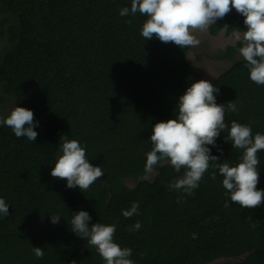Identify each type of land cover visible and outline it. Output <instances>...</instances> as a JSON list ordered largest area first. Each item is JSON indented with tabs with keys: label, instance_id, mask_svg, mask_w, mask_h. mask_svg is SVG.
Segmentation results:
<instances>
[{
	"label": "trees",
	"instance_id": "obj_1",
	"mask_svg": "<svg viewBox=\"0 0 264 264\" xmlns=\"http://www.w3.org/2000/svg\"><path fill=\"white\" fill-rule=\"evenodd\" d=\"M124 7L131 0H0V118L23 107L38 122L35 142L0 126V198L10 213L0 215V264H105L71 230L81 210L91 216L89 227L116 225L115 242L132 250L134 264H264V204L246 209L232 202L218 169L210 168L190 196L169 189L183 169L157 165L153 179H143L152 128L176 119L192 66L188 47L146 40L148 17H121ZM244 19L229 12L208 32L243 34ZM240 47L214 58L233 64L211 82L228 127L217 147H208L231 167L243 154L225 142L233 121L264 135V85L250 80L243 57L235 62ZM234 101L236 112L227 109ZM62 136L79 141L89 162L102 167L104 176L83 193L50 174ZM257 155V189L264 190V150ZM134 202L139 215L125 218ZM51 216L61 219L53 224ZM137 221L142 227L130 232Z\"/></svg>",
	"mask_w": 264,
	"mask_h": 264
},
{
	"label": "clouds",
	"instance_id": "obj_2",
	"mask_svg": "<svg viewBox=\"0 0 264 264\" xmlns=\"http://www.w3.org/2000/svg\"><path fill=\"white\" fill-rule=\"evenodd\" d=\"M233 8L245 18L247 28L242 35L240 32L234 34L235 40L242 44L238 51L246 61L250 80L264 85V0H131V7L122 8L119 14L121 17H135L137 13L147 16L141 30L146 40L155 37L163 43L171 42L184 49L198 47L200 40L194 33L207 32L217 20L223 19L231 10L234 12ZM218 91L206 80L192 83L186 89L179 97L176 119L158 122L152 128V150L147 154L144 171L151 174L157 165L164 164L172 166L177 173L183 169V175L172 180L169 189L190 196L199 188L210 168L218 169L230 200L243 208L255 209L264 204V190L257 189L260 175L257 154L264 150V135L257 133L253 136L250 126L233 121L225 142L230 140L233 148L243 150L241 162L235 167L227 162H218L220 156L212 155L208 147H217V138L228 127L225 123L226 109L216 102ZM227 109L236 112L235 101L227 103ZM0 126H7L17 138L26 137L32 142L38 136L34 130L38 122L34 120L33 111L23 107H15L6 119L0 118ZM61 140L62 155L50 174L53 178L66 180L67 188L78 187L83 193L104 176L102 167L89 162L86 150L79 141L69 140L66 136H62ZM217 150L223 155L221 149ZM211 178L216 179L215 171ZM229 206L226 200L224 207ZM9 214V205L0 198V215ZM122 215L125 218L139 215V203L134 202ZM60 219L59 216L50 217L53 224ZM90 221L91 216L86 211L74 214L72 232L94 246L105 264H134L130 259L132 250L115 242V224L98 222L89 227ZM141 227L137 221L128 230L139 231ZM192 238L197 239L195 233ZM32 250L37 258H43L41 248L32 247Z\"/></svg>",
	"mask_w": 264,
	"mask_h": 264
},
{
	"label": "rangeland",
	"instance_id": "obj_3",
	"mask_svg": "<svg viewBox=\"0 0 264 264\" xmlns=\"http://www.w3.org/2000/svg\"><path fill=\"white\" fill-rule=\"evenodd\" d=\"M233 10L234 12L239 14L234 8ZM235 33L226 35L225 29L222 30L216 37L211 36L208 31L205 33H200L198 31L194 33V35L200 40V44L198 47H188L189 53L187 56V61L192 66V73L188 78L190 84L200 80L212 82L221 74L226 72V70L233 63L220 62L215 60L214 58L219 55L220 51H223L227 46L236 45L238 41H236L234 38ZM241 58L242 56L240 55V53H238L235 57V62L240 60ZM5 105V103H0V113L5 112L1 110L2 106ZM6 108V110L10 108V103L7 104ZM154 175L155 172L147 174L143 179L152 180ZM127 184L131 188L134 187V183L132 182H127Z\"/></svg>",
	"mask_w": 264,
	"mask_h": 264
}]
</instances>
